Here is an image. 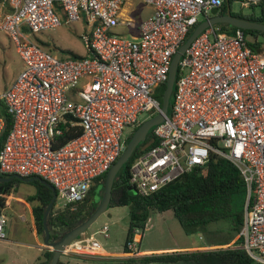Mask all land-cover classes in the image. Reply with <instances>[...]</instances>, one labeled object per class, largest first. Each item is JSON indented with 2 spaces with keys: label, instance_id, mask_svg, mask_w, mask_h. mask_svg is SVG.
Listing matches in <instances>:
<instances>
[{
  "label": "built area",
  "instance_id": "built-area-1",
  "mask_svg": "<svg viewBox=\"0 0 264 264\" xmlns=\"http://www.w3.org/2000/svg\"><path fill=\"white\" fill-rule=\"evenodd\" d=\"M126 1L0 0V29L22 61L0 92V107L12 118L0 172L46 180L60 209H75L85 199L124 150V129L137 126L140 113L160 110L154 92L166 82L173 55L198 17H210L224 2L141 0L153 11L134 35L128 31L133 19L122 12ZM236 1L249 7L259 0ZM75 22L86 26L83 56L60 59L34 39ZM177 71L167 115L154 126L157 142L133 161L129 184L148 196L212 153L228 159L246 185L235 246L264 264V44L251 47L242 29L227 33L214 24L191 41ZM3 127L0 115V135ZM5 224L0 212V239H6ZM123 253L139 254L134 240ZM70 254L103 252L93 233H83L65 246L62 255Z\"/></svg>",
  "mask_w": 264,
  "mask_h": 264
},
{
  "label": "trees",
  "instance_id": "trees-1",
  "mask_svg": "<svg viewBox=\"0 0 264 264\" xmlns=\"http://www.w3.org/2000/svg\"><path fill=\"white\" fill-rule=\"evenodd\" d=\"M232 1L235 0H224L223 5L219 8V13L225 14L229 7L233 16L264 23V0H259L256 4L250 5L248 13L233 12L231 10ZM255 8L258 9L257 13L254 10ZM217 25L227 33H233L237 29L228 24ZM194 27L189 30L185 40ZM242 31L251 47L257 48L264 44V32L252 29H242ZM37 41L40 42L39 39ZM165 83H161L154 92L160 107L162 105ZM155 114L156 112H151L150 117ZM0 115L4 119V127L0 135L1 147L11 129L12 118L2 104ZM137 126L133 128L125 143L130 140ZM153 130L154 127L149 130L146 138L136 146L132 155L118 171L116 179L113 181L111 200L108 207L129 206V223L123 250L127 252L128 242L134 240L133 228H139L141 231L145 229L146 221L152 210L159 212L172 210L180 226L187 234L204 230L209 224L219 220L229 223L228 231L224 241L208 243L209 245H215L212 249L163 252L130 257L127 260L131 263L141 264L177 261H183L185 264H259L249 257L242 248L235 246L240 243L242 237L246 185L239 169L228 159L212 153L205 164L194 166L191 170L183 172L148 196L139 194L136 189L131 191L127 188L131 164L141 153L157 142L156 139H153ZM11 176L0 172V177ZM105 176L106 172L95 178L87 196L76 205L75 209L65 207L55 210L54 202L46 220L50 240L60 238L64 232L82 222L92 213L96 206L92 208L90 200L95 193L100 197ZM19 181L18 178L0 181V212L5 208L8 197ZM33 183L37 185V188L35 195L29 198V200H36V203L31 207L33 216L32 229L43 239L42 218L46 207L52 200L53 191L38 180H33ZM52 254L53 251L51 249L43 248L37 259V264H50ZM57 264H61V261L58 260Z\"/></svg>",
  "mask_w": 264,
  "mask_h": 264
},
{
  "label": "rangeland",
  "instance_id": "rangeland-1",
  "mask_svg": "<svg viewBox=\"0 0 264 264\" xmlns=\"http://www.w3.org/2000/svg\"><path fill=\"white\" fill-rule=\"evenodd\" d=\"M131 6L128 15L136 16L135 9L142 5L141 0H130ZM231 10L233 12L248 13L249 7L242 6L239 2L232 1ZM258 12V9H254ZM199 21L203 17H198ZM85 24L75 22L71 24H61L53 30H46L37 33L34 36L35 40H40L44 49L54 56L65 59L80 57L86 54V48L81 40V34L85 31ZM123 35L127 36L125 30ZM22 68V61L14 43L9 36L0 29V92L8 86ZM171 100V99H170ZM151 116V112H142L138 115V122L141 123ZM133 131L131 127L124 129V137H129ZM37 185L33 181H19L16 187L11 192L8 198V204L3 209L6 216L5 233L6 239H0V264H37V259L41 253V246L44 248L43 240L39 236H34L32 229V218L29 212L30 206L36 203V200H29L36 193ZM100 197L95 193L90 204L92 208L97 206ZM62 202L60 199L55 201L54 209H60ZM22 216L24 219H22ZM129 223V206H111L90 225L85 231V235L94 234L95 239L100 246L106 250L113 252L123 251L124 242L127 234ZM229 223L224 220H219L209 224V226L199 232L185 233L180 226L177 218L172 210L159 212L157 210L150 211L149 218L146 221V226L140 235H134L136 249L149 248H173L186 246L190 244H208L214 242H222L226 239ZM107 226L106 235L100 233V229ZM204 232V233H201ZM203 238L199 239V234ZM201 236V237H202ZM230 243V242H229ZM228 244V243H227ZM41 245V246H40ZM212 249L215 245H206ZM176 251V250H174ZM172 252V251H165ZM164 252V253H165ZM157 254V253H153ZM114 261L110 259H98L97 263ZM92 261L87 264H92ZM153 264H185L183 261L177 262H155Z\"/></svg>",
  "mask_w": 264,
  "mask_h": 264
},
{
  "label": "water",
  "instance_id": "water-1",
  "mask_svg": "<svg viewBox=\"0 0 264 264\" xmlns=\"http://www.w3.org/2000/svg\"><path fill=\"white\" fill-rule=\"evenodd\" d=\"M214 24H228L230 26H234L236 28L240 29H246V30H258L264 32V23L262 22H256L251 21L243 18H239L236 16H233L230 12V8L228 7L225 14H220L219 10L217 8H213L211 10V16L203 19L200 21L193 29L191 34L188 36V38L179 46L177 51L172 57L170 68L168 71V77L166 79L165 83V89L162 95V105L160 107V110L152 117L145 119L134 130L130 140L126 143L124 150L119 155V157L115 160V162L111 165V167L107 170L106 176L102 185V192L100 195V200L95 207V209L92 211V213L84 219L82 222L74 226L73 228L67 230L62 234V236L56 240H50V233L47 227V215L52 207V205L55 202L56 199V193L53 185L48 183L46 180L34 176L31 178H24L19 175H12L9 178H3L0 177V181H7L12 178H18L21 181H33L38 180L41 184L47 186L49 189L53 191V197L48 206L46 207L44 214H43V228H44V238L43 243L44 246L48 247L53 251L52 258L50 264H57L59 257L62 255V252L72 240L78 238L80 235L85 233V231L90 227V225L107 209L110 200H111V190L114 179H116V175L118 171L126 164L130 156L132 155L134 149L136 146L142 142L145 138L149 130L160 124L164 121L169 105H170V98L173 90L174 81L177 74L178 69V63L187 49L188 45L191 43V41L197 37L204 29L207 27L214 25ZM127 188L131 191H135V188L128 184Z\"/></svg>",
  "mask_w": 264,
  "mask_h": 264
},
{
  "label": "crops",
  "instance_id": "crops-1",
  "mask_svg": "<svg viewBox=\"0 0 264 264\" xmlns=\"http://www.w3.org/2000/svg\"><path fill=\"white\" fill-rule=\"evenodd\" d=\"M131 3L132 2L130 0H127L126 3L123 6L122 12H123V14L126 17L133 19L135 25L133 27L129 28L128 31H129L130 34H134L135 35V34L138 33L137 32L138 24L142 20L148 18L151 15L153 9H152V7L150 5H147V4L142 2V5L139 6V8L135 9L136 16L135 17H130L128 15V13L130 11ZM117 30L121 32V28L117 29ZM122 30H124V29H122ZM126 31H127V29H126ZM4 178H9V177H4ZM29 178H31V177H29ZM10 196H11V194H10ZM10 196L8 198H10ZM7 204H8V199H7L6 206H7ZM31 207L32 206H30V208H29V212H30L31 218H32L31 226H33V216H32V212H31ZM1 212H3V209L1 210ZM22 219H24L23 216H22ZM33 234H34V236H38L34 230H33ZM201 236H202V234L200 233L199 234V239H204L203 236L202 237ZM204 240L206 241V239H204ZM190 243L191 242H188V244H186V246L173 247V248H165V247L160 248V247H158V248H149V249H144V250L137 249L139 251V254L136 255V256L124 255V253H123L124 250L120 251V252H113V251H109V250H106L103 247H101V250L103 252L102 255H98V256H81V255H78V254L61 255L59 257V260L61 261V264H87V262H89V261H92L93 262L92 264H98L97 263L98 259L100 260V259H104V258H106V259L112 258V260H114V261L110 260L108 262H103L101 264H141V263H131L127 259L130 258V257H140V256H143V255H149V254H153V253L159 254V253H163L165 251H174V250H176V251H194V250H203L204 247H207V248L210 247V246H206V245H208L206 243L205 244H201V245L200 244L199 245L190 244ZM43 245H44V243H43ZM41 248L43 249L42 246H41ZM44 248H48V247L44 246ZM42 249H41V251H42ZM4 264H7V263L4 262ZM149 264H153V263H149Z\"/></svg>",
  "mask_w": 264,
  "mask_h": 264
}]
</instances>
